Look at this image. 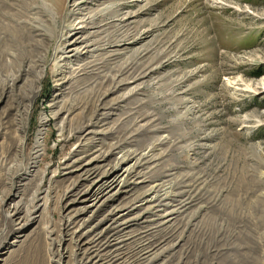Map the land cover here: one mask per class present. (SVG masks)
Listing matches in <instances>:
<instances>
[{
	"label": "rangeland",
	"instance_id": "374dc122",
	"mask_svg": "<svg viewBox=\"0 0 264 264\" xmlns=\"http://www.w3.org/2000/svg\"><path fill=\"white\" fill-rule=\"evenodd\" d=\"M58 1L0 0V264H264V0Z\"/></svg>",
	"mask_w": 264,
	"mask_h": 264
},
{
	"label": "bare ground",
	"instance_id": "6f19581e",
	"mask_svg": "<svg viewBox=\"0 0 264 264\" xmlns=\"http://www.w3.org/2000/svg\"><path fill=\"white\" fill-rule=\"evenodd\" d=\"M57 8H58V11L60 12V13H62L63 12V10L65 9V1L64 0H59L57 3ZM6 15L7 14H3V16H0V17H6ZM16 24H17V22H16ZM3 39V38H2ZM240 85V84H239ZM262 85H264V80H262V81H257V82H253V83H250L249 85H247V86H249L250 87V89H252V91H254V93H257V92H259L260 90H261V88H262ZM242 89V88H241ZM241 91V90H240ZM245 121V120H244ZM246 122H247V124H246V126H248L250 123H255V122H257L256 121V119H255V122H254V120H250V118H248V120L246 119ZM249 127V126H248ZM3 160V165H6L7 163H6V160H7V158H6V156H4V158L2 159ZM260 167V166H259ZM243 170V169H242ZM118 183V174H116V175H114L111 179H108V180H106V185L108 186V187H111V186H113V185H115V184H117ZM235 203V202H234ZM20 205H16L15 206V208L14 209H16V211H19L20 210ZM232 212H234L233 211V209L231 210ZM243 216V217H242ZM8 217V216H7ZM240 217H242V218H245V216L244 215H240ZM9 218L11 219L12 218V214L11 215H9ZM259 219H263L262 217H260Z\"/></svg>",
	"mask_w": 264,
	"mask_h": 264
}]
</instances>
